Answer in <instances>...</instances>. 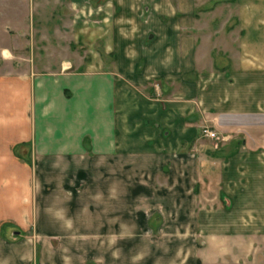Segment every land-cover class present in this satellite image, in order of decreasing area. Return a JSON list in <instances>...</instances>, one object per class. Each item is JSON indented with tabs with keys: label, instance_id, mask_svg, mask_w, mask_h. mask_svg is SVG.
<instances>
[{
	"label": "crops",
	"instance_id": "crops-1",
	"mask_svg": "<svg viewBox=\"0 0 264 264\" xmlns=\"http://www.w3.org/2000/svg\"><path fill=\"white\" fill-rule=\"evenodd\" d=\"M197 7L213 6L0 0V264H30L31 242L73 250L163 194L259 224L264 0H218L216 28Z\"/></svg>",
	"mask_w": 264,
	"mask_h": 264
},
{
	"label": "rangeland",
	"instance_id": "rangeland-1",
	"mask_svg": "<svg viewBox=\"0 0 264 264\" xmlns=\"http://www.w3.org/2000/svg\"><path fill=\"white\" fill-rule=\"evenodd\" d=\"M198 3L213 6L197 7L194 12L198 18H215L213 28L218 27V18L231 14L228 9H218V0H198ZM157 198L133 201L125 224L116 223L110 232L79 234L78 240L73 241L76 252L57 246L60 242L46 249L39 248V241L31 242L30 264H54L55 258L59 264H264V211L255 213L260 220L254 227L249 225L253 224L251 216H243L242 210L230 214L227 209L231 200L225 197L221 202L227 211L217 218L202 215L196 206L207 204L211 209L216 201L180 198L172 201L165 194ZM140 211L144 216H139ZM234 217L244 224L240 231L227 228L230 221L236 220ZM214 223L220 226L219 232H207L205 228L209 230ZM2 236L5 237V230ZM108 240L109 248L104 247Z\"/></svg>",
	"mask_w": 264,
	"mask_h": 264
},
{
	"label": "built area",
	"instance_id": "built-area-1",
	"mask_svg": "<svg viewBox=\"0 0 264 264\" xmlns=\"http://www.w3.org/2000/svg\"><path fill=\"white\" fill-rule=\"evenodd\" d=\"M202 134L210 139H218V134L207 127L202 128Z\"/></svg>",
	"mask_w": 264,
	"mask_h": 264
}]
</instances>
